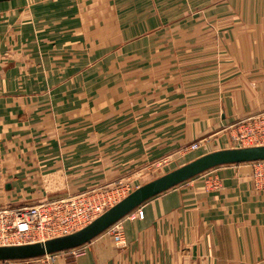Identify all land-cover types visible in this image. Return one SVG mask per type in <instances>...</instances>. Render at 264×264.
I'll return each instance as SVG.
<instances>
[{
  "label": "crops",
  "instance_id": "1",
  "mask_svg": "<svg viewBox=\"0 0 264 264\" xmlns=\"http://www.w3.org/2000/svg\"><path fill=\"white\" fill-rule=\"evenodd\" d=\"M261 111L264 0L0 1V208L140 183L228 148L232 124ZM139 207L120 245L105 230L0 264H264L252 162Z\"/></svg>",
  "mask_w": 264,
  "mask_h": 264
},
{
  "label": "built area",
  "instance_id": "2",
  "mask_svg": "<svg viewBox=\"0 0 264 264\" xmlns=\"http://www.w3.org/2000/svg\"><path fill=\"white\" fill-rule=\"evenodd\" d=\"M232 126L235 134L231 141L235 147L264 145V111L239 119ZM200 147V142L195 141L184 152L191 153ZM252 164L255 185L264 189V160ZM95 193L85 192L0 208V246L45 241L83 228L107 209L104 208L106 202L99 200ZM132 212L139 219L144 216L140 207ZM107 230L118 245L123 243L120 221Z\"/></svg>",
  "mask_w": 264,
  "mask_h": 264
},
{
  "label": "water",
  "instance_id": "3",
  "mask_svg": "<svg viewBox=\"0 0 264 264\" xmlns=\"http://www.w3.org/2000/svg\"><path fill=\"white\" fill-rule=\"evenodd\" d=\"M6 1V0H0ZM264 160V145L224 148L203 154L124 196L83 228L45 241L0 246V262L35 259L80 247L127 216L146 200L212 168Z\"/></svg>",
  "mask_w": 264,
  "mask_h": 264
},
{
  "label": "rangeland",
  "instance_id": "4",
  "mask_svg": "<svg viewBox=\"0 0 264 264\" xmlns=\"http://www.w3.org/2000/svg\"><path fill=\"white\" fill-rule=\"evenodd\" d=\"M233 134H235L233 132ZM231 138V136H230ZM228 148H235V145L232 143L231 140L228 141ZM206 154V153H205ZM203 155V154H202ZM199 157V156H198ZM181 158V157H180ZM197 158V157H196ZM195 159V158H193ZM191 159V160H193ZM186 158L185 160H183L182 162L178 163L177 162L179 160H176L173 165H176L175 167L174 166H171V167H168V166H163V165H160V166H157L156 170H152L151 173H149L145 179H143L140 183L138 182H133V181H130V182H120L119 184H115V185H111V186H107L108 187V193L104 194L103 196H99V200H103L106 202V206H104V208H109L111 207L112 205H114L116 202H118L119 200H121L124 196H126L128 193H130L132 190H134L136 188V186H140L164 173H167L191 160H188ZM186 161V162H185ZM164 164V163H163ZM93 192V191H92ZM98 195V193L100 192V190H96L95 191ZM85 193V192H84Z\"/></svg>",
  "mask_w": 264,
  "mask_h": 264
}]
</instances>
